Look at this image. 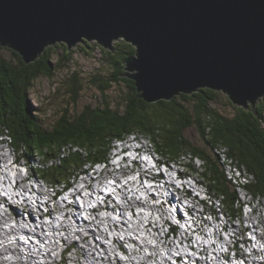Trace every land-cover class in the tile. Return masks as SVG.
Here are the masks:
<instances>
[{
	"label": "water",
	"instance_id": "obj_1",
	"mask_svg": "<svg viewBox=\"0 0 264 264\" xmlns=\"http://www.w3.org/2000/svg\"><path fill=\"white\" fill-rule=\"evenodd\" d=\"M118 41L135 48L122 77L145 103L210 89L254 110L264 97V0H0V47L25 64Z\"/></svg>",
	"mask_w": 264,
	"mask_h": 264
},
{
	"label": "trees",
	"instance_id": "obj_2",
	"mask_svg": "<svg viewBox=\"0 0 264 264\" xmlns=\"http://www.w3.org/2000/svg\"><path fill=\"white\" fill-rule=\"evenodd\" d=\"M114 49V53L100 50L111 72L106 80H93L101 93L100 104L84 106L76 116H70L69 109L64 108L48 128L43 127L36 115L29 92L38 78L51 80L55 71L71 61L73 52L57 45L47 48L31 64H25L14 52H11L14 58L11 62L0 57V135L9 137L19 159L26 163L39 160L42 167L33 164L35 173L49 183L69 185L85 167L106 161L114 140L130 135L144 136L166 161L181 162L182 154L186 153L190 158L187 169L202 178L208 193L220 199L229 216L236 218L240 213L239 203L236 204L238 194L221 169L215 149L246 177L250 175L252 182L248 188L257 197L249 192L251 196L264 197V100L253 110L237 107L227 99L233 109L231 117L210 106L220 94L209 89L181 94L170 101L145 103L136 93L133 82L122 78V62L134 54V49L122 42L116 43ZM57 51H61V57L53 64L52 54ZM72 76L69 91L75 105L82 86L76 74ZM113 83H123L128 90L122 113L113 110L107 101L105 92ZM191 127L197 129L206 148L193 146L183 136ZM68 146L69 155L61 164L45 167L49 160L59 157L61 150L65 156L63 149ZM74 147L78 149L73 151ZM194 159L202 162L200 173L195 170ZM244 188L247 191V183Z\"/></svg>",
	"mask_w": 264,
	"mask_h": 264
},
{
	"label": "clouds",
	"instance_id": "obj_3",
	"mask_svg": "<svg viewBox=\"0 0 264 264\" xmlns=\"http://www.w3.org/2000/svg\"><path fill=\"white\" fill-rule=\"evenodd\" d=\"M57 45L61 44H56L54 46ZM132 48L134 49L135 54V48ZM178 96H175L174 98ZM262 100H264V97L260 101ZM0 142H2L4 145V152L8 153L9 158L11 157L9 161L11 163L10 168L4 170V173H6L9 177L10 183V186H8L7 189V180L3 178L0 172L1 181H4V183H0V216H3L4 214L12 216L13 214H18V217H20L19 219H16L19 222V224L16 226L19 231L17 230L13 233L4 234V240L7 242L11 249L5 256H1L4 262L2 264H28L27 260L29 258L35 260L34 262H31L29 264H52L51 262H67V255L69 253L74 252L76 254L77 252L80 253V251H82L83 249H88V247L86 246L87 242L91 244L92 252H94L96 257L101 255L100 250L106 248L107 243H109L112 246L113 250H117L119 254L124 256V258L126 259V250L134 249L139 244H142V239L134 237L132 234H128L127 238L129 239V242L124 243L123 246H120L118 245V242H124L123 236L119 237V240L114 239L110 236L108 239H105L101 237L97 231L91 229V227H93V225H90V219L92 218V216L97 215L101 218H104L103 213L107 211V207L112 208V205H114L118 199L122 200L124 195L128 196V198L130 199L132 195V183H143V185L147 187L148 182L146 183V181H156V179H158L160 176L154 177V175H159L160 173H162L161 171H159L161 169L166 168L167 170L169 169L175 171L176 173L183 174L179 171V165H177L181 162L166 161L160 154L156 152L147 138H145L144 136L130 135L124 139L114 140L106 161L97 162L92 164V166H88L87 168L85 167L84 171L79 173L75 177V179L70 182L69 185H55L49 183L42 177V175L33 171V164L42 167V163L39 162V160L30 161L29 163H21L20 160L22 159L19 160L14 148L11 145L9 137L6 135H0ZM77 149L78 148L74 147L73 151ZM63 152L66 153L65 156H63L61 150L59 157H55L49 160L45 164V167L50 168L61 164V161L69 155L70 146L65 148V150L63 149ZM147 156H151L152 158H154V160L151 162L150 160H148ZM133 160H139L144 169L143 173H148V176L146 178H144L141 172L137 171L134 168ZM184 167L185 169L187 168L186 165H184ZM15 169H18L20 171L18 175H15ZM35 174L40 175L41 178L36 177ZM91 179H94L95 181L91 183ZM184 179L188 183L190 182V184L195 185V187L197 188L198 186H200V183L191 180V178L185 177ZM19 182H23L28 187L26 189H19L16 186V184ZM41 186L46 190L45 195H37L38 189ZM231 187L234 189L232 184ZM169 189L171 188L168 185V190ZM248 191L250 192L249 188ZM179 192L181 191L179 190ZM198 192L200 194H204L199 188ZM250 193L253 195L252 192ZM253 196L257 197L255 195ZM259 197L264 200V197ZM108 198H111V202H109V204L107 205L105 201ZM211 201V205H215V202H219L222 210L220 209L217 213L214 214L213 217H210V213L205 214L204 210L201 211V208L199 209L197 207L199 209L198 211L202 213L201 216L207 217L206 219L212 221V224H216L220 221L221 225H226L230 232H232L231 234H228L231 235L229 238H227L226 235H223V243H221L217 253L220 250H223L224 255L229 257V262H232V264H246V261L248 259L247 257L252 255H249V250L242 244L243 234L240 236L239 234L236 235L237 229H235V227L230 229L228 225L235 226L233 225V223L237 220L238 226L243 228L244 225H246L243 222V216H245L247 212H249V214L253 213L252 205L245 201L239 200L238 197L236 204L239 203L238 208L240 213L235 218V220L230 222L225 221L224 215H229L225 213L223 209V203L220 201V199L215 198V200ZM202 203L203 202H200L198 206L200 207ZM175 221H178V219L175 216H171L169 224L174 233L178 228V224ZM10 222L11 221L9 218L3 224H0V229H6L7 227H9ZM79 223L84 224L83 227L79 228L80 234L85 235V232L92 231L94 233L93 236L87 237V240H85L83 237L81 238L78 235L69 234L70 238H68V236L66 235V231L61 230V226H63L64 224H68L70 225V227H75ZM188 230L189 229L181 230V232L184 234L176 233L173 239H170L171 244L176 245L177 243L180 244L179 246L183 245V247L187 250L193 249L195 256L198 255L200 250L204 251L205 248L208 251L210 250V254L216 252L215 249H208V247L213 245L215 241L217 242L218 237L214 239V237H210V233L207 232L206 237H200L195 233L196 236H194L193 241L196 242V244L192 246L191 243L188 244L186 242L185 232H187ZM44 237H46L47 239H45ZM249 237L252 242L256 241V238L254 236L250 235ZM206 239L207 241H205ZM69 241H71L73 246L77 249L66 247L65 244ZM50 242L56 243L57 248L51 250L48 246ZM80 244H83V247H81ZM1 246H3V244ZM176 247H178V245H176ZM225 247H228V254ZM12 248H16V252H14ZM143 249L145 254H150V250L148 248ZM260 249L263 254L256 257L255 260H260V262H257L256 264H264V241L260 246ZM43 255H45L47 259H45ZM140 257V254L134 255L135 259ZM13 260H17L18 262H13ZM148 263L156 264L153 259ZM179 263L183 264V261H180ZM167 264L176 263L169 262ZM224 264H227V262H225ZM248 264L254 263L248 262Z\"/></svg>",
	"mask_w": 264,
	"mask_h": 264
},
{
	"label": "rangeland",
	"instance_id": "obj_4",
	"mask_svg": "<svg viewBox=\"0 0 264 264\" xmlns=\"http://www.w3.org/2000/svg\"><path fill=\"white\" fill-rule=\"evenodd\" d=\"M118 42L124 43L123 41H118ZM114 46H115V44H114ZM101 49H103V48L101 46H99L98 44H96L95 42L79 43L78 45H76L75 47H73L70 50L73 52V54L71 55V61L69 63H65V66L63 68L55 71L53 78L51 80H48L47 78H44V77H40L37 80H35V82L32 86V89L29 92V97H30V100H31V103H32L34 109L36 110V115L38 116L43 127L48 128L49 126H51L54 123V121H56L59 118V116L61 115L64 108L69 109L70 116H76L83 110L84 106H87V105L97 106L98 104H100L101 93H100L98 87L93 85V80H95V78H102V79L106 80L108 78V76L111 74V72L109 71V69L105 65V60L103 59L102 53L100 51ZM11 52L12 51L9 50L8 48H0V57L11 62L14 60ZM60 57H61V51H57L56 53H53L52 54V60H51L53 62V64H56L58 62V58H60ZM73 74H76V80H77L78 84H80L82 86V90L79 93V96H78L79 98H78L77 103L75 105L72 104V94L69 91V88H70L71 83H72V78H73L72 75ZM127 92H128V90L126 89V86L123 83H118V84L113 83L111 85V87L105 92V94L107 96V101L110 102L111 108L113 110L117 109L121 113L124 111V100H125V96H126ZM219 94L220 95H219L218 100L215 103H211L210 106L213 109H215L216 111H218L220 114H222L224 116L231 117L233 115V109H232V106L228 103L229 100L227 101V96L223 93H219ZM186 106L189 108V104L186 103ZM154 113L157 115V112H154ZM161 133H163V132L161 131ZM183 136L193 146H195L197 148H201V149L206 148L203 140L199 136V133L195 127H191V128L186 129L183 132ZM220 148L224 149V147H221V146H220ZM207 150L209 151V149H207ZM1 151L2 150H0V152ZM10 159H11V157H10ZM222 159H223V157H222ZM180 160H181V163L177 164V165H179V171L181 173L184 172L183 174L185 175L186 178H191V180H194V181H197L198 183H200V186H198V188L201 189L202 192L204 193L205 202H203L200 205V207L199 206H197V207L199 209L201 208L200 209L201 211L204 210L205 214L210 213L211 214L210 217H213L214 214L217 213L221 209L219 202H215L216 203L215 205H211V203H210V202H212L211 200H215L216 197L213 196V194L210 195L208 193L207 188L205 187L202 178L198 174L192 172L191 170H189L187 168L185 169L184 165H187L190 162L189 156L186 153L182 154ZM194 160L195 161L193 162V164H194L195 170L200 173L202 170V162H201V160H198V159H194ZM20 162L24 163L25 161L20 160ZM35 163H37V162H35ZM35 175H36V177L41 178L40 175H37V174H35ZM158 176H160V175H158ZM234 176L239 177V174L236 173V174H234ZM240 176L242 178V180H241V183H242V182H244L243 176H242V174H240ZM164 183L165 182L162 181V182H159L157 184L158 186H160L158 188V191H155L157 194H159L158 196H162V193L165 191L164 187L165 188L167 187V184H164ZM40 190H42L43 193L46 194V190L44 187L39 188L38 192ZM237 194H238L239 200H241V201L247 200V202H251L253 213L250 215L253 218L252 219L253 222H252V220L243 221L246 225H244V227L242 228V227L238 226V221L236 220L233 223V225H235V226L231 225L228 227H230V228L240 227L241 232L236 231V235L239 234V236H240L243 234V237H244L243 240L244 239L247 240V237L250 236L249 234H248V236H246V234L248 232H250V231H248L249 227L253 226L254 224H257L258 227L257 228L255 227L254 230H256V231L259 230V233L262 234V236H263L264 235V200L262 198L256 199L253 196H251L250 194H247V191L242 187L237 189ZM166 195H167V193H166ZM182 197L183 196L181 195V199L178 198L177 204L182 202ZM158 199L163 200L162 198H158ZM174 201H177V198H174ZM257 201H260V202H257ZM191 203H192L191 211H194L193 212L194 215H199V218H197V220H200V223H199V226H200L201 220H203L200 217L202 214L198 212L199 209L197 207L195 209V205H197V204H196V200L194 198H192ZM223 209H224V205H223ZM259 209H263V210H259ZM247 214H249V213L247 212L245 214V216H243L244 219L247 217L246 216ZM185 216H186V214H185ZM224 216H225V221L231 222V221L235 220V218H233V217H230L227 215H224ZM159 218H160V216H159ZM164 219H165V217L162 216V218L160 219L161 222H164ZM166 219H168V217ZM228 224H229V222H228ZM141 231H142L141 234H143V235H141L140 232H139V235L144 236L148 240L149 239L152 240V237L150 235L146 234L144 230H141ZM187 232L190 233L191 231H187ZM91 234L93 236L94 233L91 231ZM219 236H221V235H219ZM192 237H193L192 240H189L188 242H190V241L192 242L194 240L193 232H192ZM257 238H258V236H257ZM217 239H219V237ZM262 241H264V240H262ZM193 243H194V241L192 242V244ZM220 245H221V243L219 241H217V242L215 241L214 245H211L210 247L215 249V251L217 252L218 250H216V249H218L220 247ZM261 245H262L261 241H259L257 243L250 244L249 247H247L246 245H244V246L249 251L254 248L252 250V252H255V250L257 248H259ZM80 246L83 247V244H80ZM174 247L175 246H173V250H176ZM225 249H226L227 254H228V247H225ZM166 250H167V248L166 249L162 248L161 252L165 253ZM168 252L169 251H167L166 253H168ZM182 253H183V251H182ZM165 254H163V255H165ZM188 255L193 256L194 254L188 252ZM170 257H171V255H170ZM202 257H205V256H202ZM249 257H250L249 258V260H250L252 258V256H249ZM256 257H257V255H256ZM182 260H185V259H182ZM156 262H159V259L156 260ZM161 262H163V261H161ZM174 263H177V261Z\"/></svg>",
	"mask_w": 264,
	"mask_h": 264
},
{
	"label": "bare ground",
	"instance_id": "obj_5",
	"mask_svg": "<svg viewBox=\"0 0 264 264\" xmlns=\"http://www.w3.org/2000/svg\"><path fill=\"white\" fill-rule=\"evenodd\" d=\"M0 145H1L0 146V150H2L0 152V172H1V175L3 176V178L5 180H7V184H6V189H7L8 186H10V183H9V177H8V175L6 173H4V170H6L7 168H10L11 163L9 162L10 158H9L8 153L4 152L3 143L0 142ZM220 156H222V155H220ZM223 159H224L223 160V165H224V167H226V171L229 172V175H231V182H232L233 185H235L236 190L241 188V187L244 188V186L246 185L247 181H244V182L241 183L242 178H241L240 174H242L243 180H250V175L247 174V177H246L244 172L242 173L237 167L233 166L224 157H223ZM133 166H134V168L137 171L142 173L144 178H146L148 176V173H145V174L143 173L144 169H143L142 165L140 164L139 160H133ZM19 172L20 171L18 169H15V175H18ZM236 173L239 174V177H235L234 176V174H236ZM159 175H160V177L158 179H156V183H155L153 188H154L155 191H158V188L160 186H158L157 184L159 182L163 181V182H165L164 184H167V187L166 188L164 187L165 191L162 193V196H156L157 200H159L158 198L164 199L163 205H164V207L166 209L163 206H160V205L150 206V205H147L146 203L145 204L144 203L141 204L139 201H137L138 200L136 198L137 194L134 193V192H131V194L133 193L134 195L132 194L130 199L126 195L123 196V203H124L123 205L124 206H123V208L118 209V213H119L118 214V217H119L118 221L114 218V213H116V209L115 208H109V207H107V211L109 210L110 213L105 214L104 218H101V217H99L97 215H93L92 218L90 219L91 220L90 225H93L95 227L96 231L99 233V235L101 237H103L105 239H108L109 236H110V237H112L114 239L119 240V237L123 236L124 237V242L123 243L120 242V241L118 242V245H120V246H123L124 243L129 242V239L127 238L128 234H132L134 237H138V238L142 239V244H139L134 249L126 250V254H127L126 259L124 258V256L119 254V262H128L130 264H149L148 263L149 259H153L154 262H156V260L159 259V262H156V264H159V263L160 264H163V263L167 264L169 262H172V260L177 261L178 263H176V264H180L179 262L181 261V259L183 257V253L181 251L180 253L176 254L177 249L175 248L176 250H173V246L176 247V245L175 244H171V241L168 238L167 234L162 231V224H161L162 222H161L160 219L163 216V217H165L164 222L165 223H169L170 222V217L168 216V214L170 213V214H172L173 216H175L178 219L180 224L185 223L186 221L180 217L179 212H178V209L180 210L181 202L176 205V203L173 202L174 198H176V197H172V198L170 197V193L168 192V185L169 184L166 182V181H168V179L165 177V173H160ZM156 176H158V175H154V177H156ZM164 180H166V181H164ZM94 181H95L94 179H91V183H93ZM0 183H4V181H1V178H0ZM16 186L19 189H26L28 187L23 182L17 183ZM136 188L139 189L138 191H143L146 194H148V190L145 189L143 183H140V185L138 187H136ZM41 191L42 190H40L37 195H45V193H43V191L42 192ZM92 193H93V190H92ZM166 193H167V195H166ZM176 196L181 199V194L176 192ZM71 197H72V195H71ZM109 202H111V198H108L105 201V203L107 205L109 204ZM245 202H247V200ZM247 203L252 205L251 202H247ZM197 206H198V204L195 205V209H196ZM124 208L127 209V210L133 211L134 217L137 220V223L130 222L131 227L128 226V225H125L123 223V218H124V213H125L124 212V210H125ZM191 212H192V214H191L192 218H196V219L199 218V215H194L193 214L194 211H191ZM198 212L201 213L200 211H198ZM156 214H159V216H160L159 219H158ZM246 216L247 217L245 219H243V221H245V220L246 221H250V220L253 219L250 214H247ZM167 217H168V219H166ZM200 217H201V219H203V220H201V222L203 221L206 226H210V227L212 226L211 225L212 221H210L208 219L205 220V218L203 216H200ZM9 218H10V221H11L10 222V226L7 227L6 229H0V264L4 263L3 259L1 258V256L2 255L5 256L8 253V251H10V249H11L9 247V245L7 244V242L4 240V234L13 233V232H15L17 230L19 231V229H17V227H16L19 224L18 220H16V219L20 218V217H18V214H13V216L4 214L3 216H0V224H3ZM14 219H15V222H14ZM144 221L148 222V224H149L148 227L141 226V222H144ZM197 221H198L197 229L199 231H201V234H203L204 237H206V234H205L206 228L204 227L205 225H202V223H201L200 226H199L200 220H197ZM12 222H14V223H12ZM252 222H253V220H252ZM83 226H84V224H80V223L77 224L75 227H70V225L64 224L63 226H61V230L62 231L63 230L66 231V235L68 236V238H70L69 234L70 235L74 234V235H78L81 238L83 237L85 240H87V237L92 236V234H91V232H85V235L84 234H80L79 228L83 227ZM255 227L256 228L258 227L257 224H254L253 226H250L249 230H248L250 232H248L246 234V236H248V234L252 235V236H254L256 238V241L252 242L250 240V237H247V240L244 239L243 240L244 242H242V244L246 245L247 247H249L250 244L257 243L259 241H261V244L263 243L262 240H264V235L262 236V234L259 233V230H257V231L254 230ZM230 229H232V228H230ZM235 229H237V231L241 232L240 227L235 228ZM141 230H144L146 234L150 235L152 237V240H150V239L148 240L144 236H141V235H143V234H141V232H142ZM188 231H191V232L190 233L189 232H185L186 238H187L186 242L188 244L191 243V245L194 246L196 244V242H194L192 244L193 241L192 242L191 241L188 242V241L192 240V238H193L192 237V232H193V236H194L195 232H194V230H192V228L191 229L189 228ZM139 232H140L141 235H139ZM257 236H258V238H257ZM215 237H219L218 241L220 243H223V239H222L221 236L218 235V232H215L214 239H215ZM44 238L47 239L46 237H44ZM2 244H3V246H1ZM48 246H49V248L51 250H54V249L57 248V244L56 243H52V242H50ZM65 246L77 249V248H75L73 246L71 241L66 243ZM86 246L88 247V249H83L82 250L83 251L82 252V260L78 264H105V262H109V264H116L117 263L118 251L117 250H113L112 246L109 243H107V246L105 248V259L106 260L102 261V262H100V260H98V257H96L94 252H92L91 244L87 242ZM58 248H59V246H58ZM143 248H148L150 250V254L149 255L145 254ZM162 248H164V249L167 248L166 252L167 251H169V252L168 253L165 252L166 254L162 253L161 252ZM211 248L212 247H208V249H211ZM12 249L14 250V252H16V250H17L16 248L15 249L12 248ZM205 250H206V248H205ZM252 250L249 251V253H250L249 255H252V258L249 260L250 257L248 256L246 264H248V262H253L254 264H256L258 262L257 260H255L256 259V255L259 256L262 253L260 247L257 248L255 250V252H252ZM190 252H193V249H191ZM136 253L140 254L141 257L135 259L134 255ZM163 254H165V255H163ZM170 255H171V257H170ZM212 255H213V258H211V261H213V259H214V261L219 260L218 257H220V259H224V258L227 257V256H225L223 254V252L221 250L218 253L214 252ZM43 257L45 259H47V257L45 255H43ZM34 261L35 260L32 259V258H29L27 260L28 264L31 263V262H34ZM161 261H163V262H161ZM13 262H18V261L17 260H13ZM51 263L52 264H56V263H58V264H67V262H63V263L62 262H51ZM9 264H13V263H9ZM14 264H20V263H14ZM199 264H210V262H205L204 260H200ZM227 264H232V262H227Z\"/></svg>",
	"mask_w": 264,
	"mask_h": 264
},
{
	"label": "built area",
	"instance_id": "obj_6",
	"mask_svg": "<svg viewBox=\"0 0 264 264\" xmlns=\"http://www.w3.org/2000/svg\"><path fill=\"white\" fill-rule=\"evenodd\" d=\"M215 151H217V159H218V162H219V165L221 167V169L223 170L227 180L231 183V175H229V172L226 171V167H224L223 165V159L222 157L219 155V152L218 150L215 149ZM244 181H247V194H249V191H248V186H249V182H252L251 180H244ZM232 184V183H231ZM235 189V185H232ZM257 202H260V201H257ZM259 210H263V209H259ZM92 230H95V227H91ZM82 252L83 251H80V253H69L68 254V261H67V264H78L79 262H81L82 260ZM101 252V255L98 256V260H100V262L102 261H105V248H103V250H100ZM109 261V260H108ZM105 264H109V262H105ZM116 264H130L128 262H119V252H118V257H117V263Z\"/></svg>",
	"mask_w": 264,
	"mask_h": 264
}]
</instances>
